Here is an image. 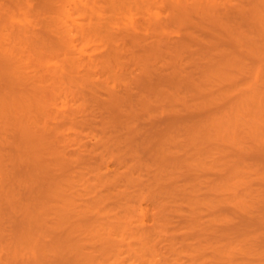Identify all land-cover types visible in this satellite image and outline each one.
Returning <instances> with one entry per match:
<instances>
[{
  "label": "bare ground",
  "instance_id": "bare-ground-1",
  "mask_svg": "<svg viewBox=\"0 0 264 264\" xmlns=\"http://www.w3.org/2000/svg\"><path fill=\"white\" fill-rule=\"evenodd\" d=\"M150 1L139 26L124 10L137 0H69L64 10L0 0V54L11 61H0V80L12 90H0L1 106L16 109L41 144L76 147L66 161L78 163L83 179L92 172L84 191L109 203L111 186L69 132L78 124L98 127L94 147L107 153L99 160L115 156L135 197L155 205L150 225H135L125 210L111 216L140 264V252L183 211L190 230L238 228L234 240L255 252V240L240 228L264 204V0ZM51 32L63 47L47 39ZM67 47L75 49L72 63ZM102 245L109 252V240ZM56 257L73 262L78 255L59 250Z\"/></svg>",
  "mask_w": 264,
  "mask_h": 264
},
{
  "label": "rangeland",
  "instance_id": "rangeland-1",
  "mask_svg": "<svg viewBox=\"0 0 264 264\" xmlns=\"http://www.w3.org/2000/svg\"><path fill=\"white\" fill-rule=\"evenodd\" d=\"M44 2L64 10L69 0H38L39 5ZM153 4L150 0H137L126 4L124 10L132 13L136 24L142 26L146 15L141 9ZM6 21L18 25L17 21ZM41 22L33 23L34 27L40 28ZM47 39L54 46L63 47L59 33H47ZM74 41L81 49V39L77 36ZM75 54V49L66 48L67 63L76 59ZM0 58L6 64L11 63L3 54ZM0 90L5 94L12 91L3 80H0ZM164 123L167 125L166 121L161 122ZM25 126L16 109L4 110L0 101V264H79L82 259L86 260L84 264H140L136 258H130L120 236L121 228L111 216L125 210L136 221L135 225L143 221L150 225L155 205L135 197L137 188L129 186L128 174H122L124 168L115 156L109 153L106 162L99 160L101 154L107 153L103 147H94L100 138L98 127L78 124L69 132L73 135L75 132L89 152L94 150L86 157L111 186L104 195L109 203L96 202L92 197L95 192L84 191L83 186L92 172L87 171L83 179L78 163L66 161L76 147L43 145L33 134L25 132ZM260 164L264 168V160ZM252 196H247V202ZM142 208L145 214L140 212ZM107 210L109 220L104 217ZM186 214L185 211L180 214L179 222H168L162 238L149 241V250L140 252L145 264H264V204L254 210V222H260L245 225L247 229L240 228L247 230L243 237L255 240V252L234 240L239 236L238 228L224 231L218 226L212 230L206 225L201 230L198 227L190 230L186 226L190 222ZM260 227L262 234L258 235ZM184 231H187L185 236L181 235ZM107 240L109 252L102 245ZM59 250L75 251L78 258L73 262L66 257L57 258Z\"/></svg>",
  "mask_w": 264,
  "mask_h": 264
}]
</instances>
